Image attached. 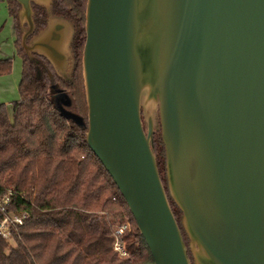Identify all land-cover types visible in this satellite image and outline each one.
<instances>
[{"label":"water","instance_id":"water-1","mask_svg":"<svg viewBox=\"0 0 264 264\" xmlns=\"http://www.w3.org/2000/svg\"><path fill=\"white\" fill-rule=\"evenodd\" d=\"M16 1L27 16L29 0ZM44 7L27 45L59 72L66 19ZM81 76L85 143L153 264L190 262L142 102L156 107L167 193L201 264H264V0H86Z\"/></svg>","mask_w":264,"mask_h":264},{"label":"trees","instance_id":"trees-1","mask_svg":"<svg viewBox=\"0 0 264 264\" xmlns=\"http://www.w3.org/2000/svg\"><path fill=\"white\" fill-rule=\"evenodd\" d=\"M4 1L12 19L20 75L18 98L10 102V112L0 102V195L10 188L5 213L24 211L26 216L9 228L10 244L0 236V264H153L125 201L85 143L81 52L86 0L50 3L53 15L71 22L67 74L58 73L43 55L26 48L45 26L44 9L31 6V31L23 36L19 4ZM9 69L10 59L0 57V75ZM61 94L68 105L56 98ZM61 105L80 121L61 114ZM150 147L178 223L180 211L166 189L159 130L152 131ZM120 223H126L119 235L123 254L113 249L111 234Z\"/></svg>","mask_w":264,"mask_h":264},{"label":"rangeland","instance_id":"rangeland-1","mask_svg":"<svg viewBox=\"0 0 264 264\" xmlns=\"http://www.w3.org/2000/svg\"><path fill=\"white\" fill-rule=\"evenodd\" d=\"M40 3L48 7L49 0H40ZM23 21L24 20L22 18L19 20L22 35H24L26 31L25 24ZM61 21H63L64 23L63 24L61 22L62 25H65V27H63L64 30L63 33L65 34L66 32L69 34V32L71 31L70 22L66 20H61ZM64 34L62 36L60 48H61V52L67 55V58H66V63L62 67L63 71L58 72L60 74H67L71 66V59L69 58V51H68L69 39L68 36L66 39V34L65 35ZM14 37L15 36L13 31L12 19L7 13L5 1L0 0V57L10 59V69L8 73L0 75V102L5 104L8 112H10V102L18 98L17 84L20 75V59L16 53L13 44ZM32 39L33 37H31V40ZM140 114H141L143 129H145V121L147 115L149 114L152 119L153 131L158 130V118H157L156 107L147 106L146 104H144V102H142ZM177 224L180 233L182 232L181 236L183 234V236L185 237V240H183V238L182 240L190 264H201V262L199 261L200 260L198 256L199 252L196 245L190 241L183 227L179 223V220ZM10 243L11 242L9 241V244Z\"/></svg>","mask_w":264,"mask_h":264},{"label":"built area","instance_id":"built-area-1","mask_svg":"<svg viewBox=\"0 0 264 264\" xmlns=\"http://www.w3.org/2000/svg\"><path fill=\"white\" fill-rule=\"evenodd\" d=\"M10 188H7L4 193L0 195V236L5 238L9 244V228L14 225L21 224L22 220L26 216L24 211L6 214L5 207L9 201ZM126 223H120L113 227L111 234L113 236V249L116 250L119 254H123V249L121 242L119 240V235L125 229Z\"/></svg>","mask_w":264,"mask_h":264},{"label":"flooded vegetation","instance_id":"flooded-vegetation-1","mask_svg":"<svg viewBox=\"0 0 264 264\" xmlns=\"http://www.w3.org/2000/svg\"><path fill=\"white\" fill-rule=\"evenodd\" d=\"M50 3H51V0H49V6H50ZM38 5V6H40V7H42L43 9H44V11H45V13H46V8L44 7V5L43 4H41L40 3V0H29V12H28V15L27 16H20L19 17V20L22 18L24 21V24H25V28H26V31H25V33H24V35L23 36H26L30 31H31V19H32V10H31V6L32 5ZM54 16H56V15H54ZM62 18H64V17H62ZM46 19H47V13H46V17H45V24L44 25H46ZM64 19H66L67 21H69L70 22V20L69 19H67V18H64ZM70 25H71V22H70ZM44 28V27H43ZM42 28V29H43ZM42 29H40L39 31H37V33L38 32H40ZM36 33V34H37ZM36 34H34V35H36ZM33 35V36H34ZM32 36V37H33ZM30 41V40H29ZM29 43V42H28ZM40 45V44H39ZM38 45V43L35 45V46H32V48L30 49L29 48V45H27V50L28 51H30V52H33V53H37V52H35L34 50H32L33 48L35 49H39V48H41L40 46ZM63 71V70H62ZM58 100H60V98L59 97H56Z\"/></svg>","mask_w":264,"mask_h":264},{"label":"crops","instance_id":"crops-1","mask_svg":"<svg viewBox=\"0 0 264 264\" xmlns=\"http://www.w3.org/2000/svg\"><path fill=\"white\" fill-rule=\"evenodd\" d=\"M2 58V57H1Z\"/></svg>","mask_w":264,"mask_h":264}]
</instances>
